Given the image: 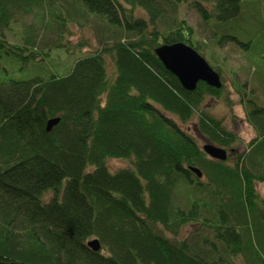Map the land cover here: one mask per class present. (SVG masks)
I'll return each instance as SVG.
<instances>
[{
	"label": "trees",
	"instance_id": "16d2710c",
	"mask_svg": "<svg viewBox=\"0 0 264 264\" xmlns=\"http://www.w3.org/2000/svg\"><path fill=\"white\" fill-rule=\"evenodd\" d=\"M241 1L0 0V58L24 61V69L40 65L51 44L68 50L63 35L77 19L90 16L100 44L68 72L0 78V261L264 264V198L256 190L264 182V72L257 73L264 20L256 30L242 26ZM187 2L213 27L218 46L259 49V67L245 65L249 79L240 83L234 72L232 82L256 132L242 152L235 151L242 138L208 110V99L232 106L218 57L211 52L208 62L221 86L199 81L186 90L154 51L179 41L203 57L211 48L177 16ZM44 7L49 23L42 17L12 31L16 14L44 16ZM230 24L241 37L225 29ZM190 125L230 148L228 157L207 155ZM112 157L129 164L111 171ZM93 238L99 251L88 246Z\"/></svg>",
	"mask_w": 264,
	"mask_h": 264
},
{
	"label": "rangeland",
	"instance_id": "374dc122",
	"mask_svg": "<svg viewBox=\"0 0 264 264\" xmlns=\"http://www.w3.org/2000/svg\"><path fill=\"white\" fill-rule=\"evenodd\" d=\"M123 1V0H122ZM241 2L244 3V7L246 8L247 17L241 21L243 26L244 22H248L251 27L255 30L258 28L260 20H264V0H242ZM48 7L43 8V14L39 12L37 9H32L26 13H18L16 14L18 18V22L15 20L9 21V26H13L14 32L21 33L23 28L25 27H35L37 22H40L42 17H45V21L49 23L50 21V11ZM139 13L144 14L140 9H138ZM177 16L184 18L187 22L192 26L195 34L198 38L202 39L203 41L207 42L209 45V50L204 49L205 58L210 62L213 63V58L211 57V52H213L219 60V64L222 67V77H224V82L227 85V88L231 91L230 97L232 100V106L228 107L223 102L215 100V99H208L207 106L209 107L213 115L223 118L225 125L234 130L242 139L243 143L236 148L235 151L242 152L245 149L246 144L250 141L256 134V132L251 129L252 127L247 122L245 118L244 107L242 103L239 101V96L236 92H234V88L232 87L233 76L234 72L237 74L236 77L240 83H243L249 79L246 69L244 68L245 65L249 63L253 64L251 67L254 71L259 66L254 65L256 62L260 63L259 53L256 49L252 50H244L240 47L234 45L233 43H225L222 46H218L215 43L212 35L213 27L205 24L202 20V17L198 15V12L190 5L189 2L181 4L178 7ZM145 15V14H144ZM63 16V14H62ZM75 22H69V32L70 34L65 33L63 38L66 40V44H68V50L65 47L55 46L54 44L49 46V55L46 56L44 61H40L39 64H29L28 69L22 67L24 61H12L10 59L0 58V67H1V74L0 78H16V79H26L32 77L33 75H40L44 76L48 75L50 71L65 73L68 72L71 63L75 59L79 57L80 54H87L90 51L99 47L98 34L92 28V22L90 21V16L88 20L83 21V19H77ZM87 21V22H86ZM53 23V22H52ZM236 25H228L225 27L227 31H234L238 36H242L241 30L235 31ZM223 28V26H221ZM234 27V28H233ZM7 34V33H6ZM256 34H258L256 32ZM17 38V34L13 33V38L11 40H15ZM40 45V44H39ZM110 65V63H109ZM46 66V67H45ZM7 72L4 71V69ZM45 67V68H44ZM111 68V66H109ZM252 71V72H253ZM264 72L263 66H260L257 69V73ZM233 88V89H232ZM248 88V87H246ZM190 132L197 140V142L202 146L204 143H208L209 141L205 136L200 134L194 126L190 125ZM230 148H226V151L230 154ZM231 161V159H230ZM107 168L113 170H117L119 168L128 166V161L123 158H108L107 159ZM256 190L259 192L261 197L264 198V182H257L256 183ZM194 225H189L184 228L181 235L188 233ZM239 264H243L242 260H238Z\"/></svg>",
	"mask_w": 264,
	"mask_h": 264
},
{
	"label": "water",
	"instance_id": "95a60500",
	"mask_svg": "<svg viewBox=\"0 0 264 264\" xmlns=\"http://www.w3.org/2000/svg\"><path fill=\"white\" fill-rule=\"evenodd\" d=\"M158 59L163 65L173 73L179 80L181 86L186 90H193L199 81H203L210 86L218 88L221 86L220 74L207 62L197 50L184 42L164 43L154 48ZM60 118H51L47 122V131H50ZM202 149L211 158L225 160L228 156L225 148L215 145L211 142L204 143ZM198 177H201V171L191 168ZM88 246L95 251H99L101 244L97 238L89 240ZM0 264H21L17 261H0Z\"/></svg>",
	"mask_w": 264,
	"mask_h": 264
}]
</instances>
